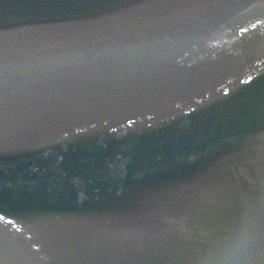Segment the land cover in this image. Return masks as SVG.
<instances>
[{
  "label": "water",
  "instance_id": "water-1",
  "mask_svg": "<svg viewBox=\"0 0 264 264\" xmlns=\"http://www.w3.org/2000/svg\"><path fill=\"white\" fill-rule=\"evenodd\" d=\"M0 264H264V0H0Z\"/></svg>",
  "mask_w": 264,
  "mask_h": 264
}]
</instances>
